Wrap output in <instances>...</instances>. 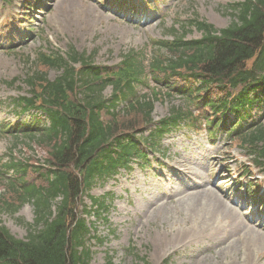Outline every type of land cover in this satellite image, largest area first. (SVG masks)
<instances>
[{
	"label": "rangeland",
	"instance_id": "rangeland-1",
	"mask_svg": "<svg viewBox=\"0 0 264 264\" xmlns=\"http://www.w3.org/2000/svg\"><path fill=\"white\" fill-rule=\"evenodd\" d=\"M24 1L29 0H0V122L14 124L26 115L15 103L29 93L24 79L37 69L41 49L67 52L73 47L93 55L98 65L114 66L129 49L153 53L157 48L152 40L171 39L176 34L172 29L187 38L200 37L188 24L196 15L217 28L227 26L232 5L241 0H131L126 9L134 17L131 10L123 15L112 9L111 0H41L43 13H35L37 7L28 10L35 2L26 6ZM25 10L38 18H23ZM139 12L145 14L138 20ZM14 25L18 34L9 39ZM48 73L55 78L59 71ZM153 86L165 96L155 103L153 115L159 120L183 98L165 94L166 87L156 81L137 90L150 94ZM111 91L108 87L106 94ZM258 109H251V120L259 119ZM259 122L264 126V119ZM215 135L211 139L207 128L182 125L165 135L157 150L148 149L149 163L139 160L131 169L96 182L91 194L105 196L110 208L102 216L88 215L92 235L103 239L91 236V264H106L110 256L114 264H143L130 246L151 264H264V204L261 209L256 203L249 207L246 190L252 184L264 198V169L251 162L247 146L230 143L223 130ZM37 140L0 131V156L36 164L46 157ZM239 195L248 199L236 203ZM86 203L96 209L89 197ZM257 214L261 217L255 222ZM0 217L15 236L25 238L28 223L35 219L34 203Z\"/></svg>",
	"mask_w": 264,
	"mask_h": 264
},
{
	"label": "trees",
	"instance_id": "trees-1",
	"mask_svg": "<svg viewBox=\"0 0 264 264\" xmlns=\"http://www.w3.org/2000/svg\"><path fill=\"white\" fill-rule=\"evenodd\" d=\"M229 14L231 21L223 28L195 16L188 24L202 32L201 38L186 39L185 33L172 29L174 39L154 40L153 53L131 49L114 66L94 65L89 56L74 50L69 57L40 54V68L28 77L32 95L22 97L20 103L41 110L50 122L20 133L39 139L46 164L0 163L2 184L9 179L4 169L16 171L6 184L7 194L0 197V214L15 213L26 202L35 206V221L28 223L26 238L14 236L0 217V264H91L92 229L84 216L90 210L80 207L96 180L113 177L120 168L129 167L133 157L146 159L144 144L155 148L181 121L194 125L201 118L212 127L220 112L241 113L253 103L252 92L259 89L264 95V0L237 2ZM76 62L82 68H75ZM51 68L61 69L62 74L49 78ZM150 75L166 84L170 96L179 89L176 76L189 83L180 91L184 103L172 105L159 122L152 114L157 90L154 96L136 92L137 83ZM108 86L113 88L111 97L105 94ZM120 98L127 105L117 112ZM150 125L149 134L140 139L138 134ZM233 135L239 136L240 145L251 148L255 163L264 167V126ZM92 198L100 210L106 208L104 201ZM106 264H114L111 257Z\"/></svg>",
	"mask_w": 264,
	"mask_h": 264
}]
</instances>
